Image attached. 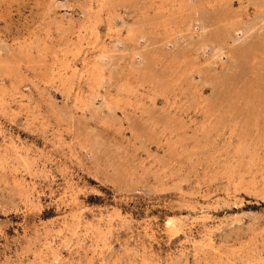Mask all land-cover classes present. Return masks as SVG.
<instances>
[{
  "label": "rangeland",
  "instance_id": "obj_1",
  "mask_svg": "<svg viewBox=\"0 0 264 264\" xmlns=\"http://www.w3.org/2000/svg\"><path fill=\"white\" fill-rule=\"evenodd\" d=\"M0 264H264V0H0Z\"/></svg>",
  "mask_w": 264,
  "mask_h": 264
},
{
  "label": "bare ground",
  "instance_id": "obj_2",
  "mask_svg": "<svg viewBox=\"0 0 264 264\" xmlns=\"http://www.w3.org/2000/svg\"><path fill=\"white\" fill-rule=\"evenodd\" d=\"M263 2V1H262ZM260 7V6H259ZM199 11V10H198ZM197 11V12H198ZM202 10H200V12H201ZM196 14V13H195ZM203 16H205L204 14H203ZM207 17V16H206ZM202 18H204V17H202ZM208 18V17H207ZM208 20V19H207ZM202 21V20H201ZM202 24V23H201ZM206 24V23H205ZM204 28V27H203ZM205 29H206V27H205ZM196 30V29H195ZM206 31V30H205ZM206 33V32H205ZM205 35V34H204ZM205 37V36H204ZM118 44V43H117ZM208 49V48H207ZM170 225V224H169Z\"/></svg>",
  "mask_w": 264,
  "mask_h": 264
}]
</instances>
